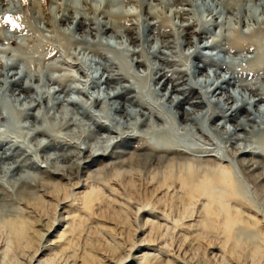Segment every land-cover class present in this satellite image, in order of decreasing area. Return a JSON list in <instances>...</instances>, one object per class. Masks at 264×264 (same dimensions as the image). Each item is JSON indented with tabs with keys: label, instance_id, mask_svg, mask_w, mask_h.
<instances>
[{
	"label": "bare ground",
	"instance_id": "1",
	"mask_svg": "<svg viewBox=\"0 0 264 264\" xmlns=\"http://www.w3.org/2000/svg\"><path fill=\"white\" fill-rule=\"evenodd\" d=\"M228 2L229 7L234 3V10L248 8L243 0H227ZM207 3L205 1V4ZM209 13L213 15L212 18L216 16V13L211 11ZM39 14L40 12L37 17L45 20L42 21L45 25L46 20H49L50 28H55L57 22L69 21L73 18L72 27L65 30L55 28L57 31L54 29L55 35L52 38L58 41L64 53L68 51V56H72L70 59L72 65L69 66L76 68V72L80 73L81 77L74 75L76 73L73 74L70 68L64 70L56 63L37 66L44 68L39 72L33 70L28 65V61L33 62L32 51L24 50L25 44L22 42L19 48L13 50L15 53L10 64L0 68V124L2 123L0 145H8L10 151L7 155H3L5 152L0 153V211L5 215H15L20 210V215H23L24 208L22 210L19 205L36 209L41 207L44 204L43 196L39 200L37 194H50L56 197L64 188L61 189V182L52 180L59 178L71 182L79 179L85 165L92 163L100 165V168L90 177L97 179L96 175L106 172L99 178L106 181L111 179L113 174L110 172L115 168L138 167L137 169H144L145 174L150 168L154 170L163 168L165 173L161 172L162 179H157L162 181L158 189L173 182L175 188L178 185L183 191L181 200L185 205L194 201L196 197L206 198L208 202L205 209L208 214L204 225L206 233L222 230L226 235L225 242L231 239L233 243H247V240L252 239H246L251 233L248 230L246 232L244 223L242 224L244 228L240 229L239 226L237 229L241 231L235 235L234 228L237 227V222L244 220L237 211H232L230 209L232 207H229L225 201L229 199L239 201L238 198H241L242 201L244 200L242 205H245L246 210L249 208L256 215L259 212L264 215V108L257 107L258 102L264 101L263 27L258 26L253 30L243 31L244 33H239L240 30L236 32L238 37L235 35V38L229 41L228 49L233 47L234 51H251L253 55L248 57L242 55L229 62L224 60L220 62L222 60H218L219 58L208 56L203 65H192L189 63L191 52L185 54L186 52L182 53L180 50L182 45L192 44L191 34L196 30L192 32L185 26L177 32V35L169 32L173 43L164 39L160 44L146 51L145 45L151 40L148 33L144 34L134 26L131 30L128 29L130 26L125 30L124 27L121 29L120 24L125 22L124 17L116 16V13L111 14L113 22L109 19L112 25L98 21L94 26L89 25L90 23L87 25L83 18L77 19L76 16L65 12V9L59 14L54 13V16L49 13L48 17H42V14L41 16ZM25 18L29 19L30 25L37 33L44 34L33 17ZM206 21L201 20L198 24L197 41L205 38L208 33L209 24L205 26ZM213 22H215L214 18ZM86 26L90 36H96L97 39H94L97 46H89L87 42L82 46L84 37H76V33L83 31ZM112 29H115V32ZM120 29L125 32L123 36L126 40L135 46L134 50L113 45L107 39L104 41L100 38L101 34L112 32L109 36L111 34L114 37L112 39L116 36L120 40ZM180 37L183 41L179 40ZM15 42L18 44L17 41ZM71 47L75 49L79 47L80 50L78 49V53L76 50L72 52ZM212 47L218 49L216 40L200 45V48ZM105 48L110 53L113 51L114 58L112 57L110 64L116 69L115 71L104 69V73L108 74L101 78L103 73L98 71V67L104 68L103 64L96 61L95 57H91L90 53L106 56ZM86 50L89 52L86 53ZM172 52L173 57L169 54ZM148 55L154 60L155 58L161 60L163 66L157 63L158 59L151 62ZM63 58L61 55L59 61ZM21 59L25 64L21 63ZM106 63L109 62H105V66ZM170 63V66H179L180 75L177 79H173V72L178 76L179 71H173V67L166 70L168 66L165 65ZM20 64L22 68L19 67ZM207 64L216 67L212 74L204 73ZM140 67L141 69H138ZM50 69L56 70L57 73L50 75L48 72ZM218 70L225 72V75H221ZM197 73H201L202 78L197 79L195 77ZM115 75L123 82L118 83L119 79ZM239 77L250 80H241ZM238 78L240 82H237ZM163 79L165 81L162 83ZM24 80H26L25 84L22 83ZM173 80L171 89L166 90L168 82ZM75 82L78 83L74 84ZM231 87L233 91H230ZM125 90L129 91V96L124 95ZM71 93L80 94L83 98L81 96L70 98ZM191 93L196 96V100H190ZM184 103H189L190 107L184 109L182 107ZM68 104L74 109H68L66 107ZM174 108L180 111L176 112ZM100 131L104 133L97 135ZM194 133L201 134L203 140L196 141ZM130 140H135L138 145H130L127 148L126 144ZM121 144L129 150H116L115 148ZM51 149L52 152L47 153V150L51 151ZM172 153L179 159L177 160L176 157L172 160L173 157H169L172 161L168 162L165 155ZM124 155L128 156L120 159ZM105 157L117 160L113 163L99 162ZM206 157L212 159L205 160ZM217 162H227L231 166L228 167L227 164L225 167L220 166ZM28 169L39 171L40 174L30 172ZM121 172L117 175L120 178L125 177ZM134 176L137 178V175ZM127 177L129 178L130 175ZM155 178L154 176L153 180ZM35 200L38 202L36 203ZM220 212L223 216V220L220 218L223 221L221 225V220H217ZM16 222L11 225L16 227ZM25 222L24 225L27 224ZM253 224L255 225V222ZM15 231L20 232V229ZM22 231L21 229V233Z\"/></svg>",
	"mask_w": 264,
	"mask_h": 264
},
{
	"label": "rangeland",
	"instance_id": "2",
	"mask_svg": "<svg viewBox=\"0 0 264 264\" xmlns=\"http://www.w3.org/2000/svg\"><path fill=\"white\" fill-rule=\"evenodd\" d=\"M205 1L208 3L205 4ZM248 1L245 2L243 0L248 6L247 10L238 8L234 10V3L229 7L227 0H204L205 5L202 4L203 0H0V35L4 36L3 39H1L2 36L0 38V68L10 64L13 60L12 56L15 53L13 50L19 48L20 42H22L25 44L24 50L32 51L33 62L28 61V65L33 70L39 72L44 70V68L37 66L56 63L63 67L62 69L64 70L70 68L73 74L76 73L74 75L78 78L81 77L80 73L76 72V68L69 66L72 65L70 64L72 56H68V51L64 53V50L57 43L58 41L52 38L57 28L65 30L68 27H72L73 18L69 21L57 22L55 29L54 27L50 28L51 24L49 20H46L45 25L42 22L45 20H40L37 17L39 12L40 16L42 14V17H48L50 14L52 16H54V13L59 14L63 9H65V12L67 11V13L74 15V17L76 16L77 19L83 18L85 23L87 25L90 23L89 25L91 26H94L95 23L98 24V21L99 23L101 21L113 22L114 19L111 14L114 13H116V16H123L124 18H122L125 22H121V29L124 27L125 30L126 27L130 26L128 28L130 30L135 27V29L144 34L148 33L151 40L145 45L144 49L146 51L160 44L164 39L173 43V38L169 36V32L177 35V32L185 27L186 29L190 28L192 32L196 30L191 34L192 44L182 45L180 50L182 53L186 52L185 54L192 53L189 56V63L192 65H203L208 56H214L216 59L219 58L218 60H222L220 62H229L232 59L240 58L242 55L248 57L253 55L251 51H234L233 47L232 49H228L230 45L229 41L233 40L240 30L239 33L253 30L260 26L263 27L262 33H264V0ZM111 2L116 6H111ZM209 10L212 13H216V16L213 17L215 22H213V15L209 13ZM123 12L125 13L122 14ZM235 14L237 15L235 16ZM26 16L29 18L33 17L34 22L39 27L41 26L40 29L42 28L41 30L44 34L37 33L36 29L30 25L29 19L25 18ZM35 16L37 18H34ZM201 20H207L205 26L209 24L207 28L208 33L205 38L197 41L196 33ZM209 21L212 22L210 23ZM109 25H112V23H109ZM200 28L202 29L201 26ZM87 29L86 26L84 27L85 31L80 30L81 32H77L76 37H84L85 40L82 46H85L86 42L89 46H97V42H95L96 36H90ZM121 29L119 32L121 35V38L119 37L120 40L116 36L115 39H112L114 37L111 34L109 36V33L112 32L106 33V35L101 34L100 38L104 41L108 40L113 45L117 44L116 46L134 50L135 46L126 40L125 36H123L125 32ZM112 31L115 32V29H112ZM136 33L134 35H137ZM231 35L233 36L231 37ZM46 36L47 38H51L47 39ZM4 38H7V40ZM179 40H182V38L180 37ZM212 40H216L219 46L218 49L217 47L200 48V45L210 43ZM35 49H38V51ZM78 49L80 50L79 47H76V49L74 47L70 48L72 52L76 50V53L79 52ZM108 51L106 49L105 53L103 52L108 56L99 55L100 57L90 53L91 57H95L96 61L98 60L100 64H103L104 68L102 69L97 66L98 71L103 73L101 78L106 77L108 74L104 73V69H113L114 71L116 69L110 64V60L114 56L113 51L111 53ZM88 52L86 50V53ZM169 54L173 57V52ZM61 55L65 60L59 61ZM174 57L176 58V54H174ZM148 58L153 62L154 59L149 55ZM155 59L157 60L158 58ZM158 60L157 63L163 66V62L161 60L158 62ZM105 62H109L106 63L107 66H105ZM213 62L217 61L213 60ZM21 63L25 64L22 59ZM171 63L175 64L176 62ZM171 63L168 65L164 64L169 67L166 70H170L173 67L170 66ZM19 67L22 68V65L20 64ZM215 68V66L207 64L205 65L204 73L212 74ZM138 69H141V67ZM172 69L173 71L180 70L179 66ZM218 71L221 75H225V72H222V70ZM48 72H50V75L57 73L56 70L52 69ZM177 75L175 76V72H173V79L179 77L180 71ZM201 75V73H197L195 77L199 79L202 78L200 77ZM239 78L237 82H240ZM117 79L121 80L120 78ZM240 79L245 81L250 80V78ZM119 80L118 83L123 82ZM164 81L165 79L162 80V83ZM25 82L26 80L22 83L25 84ZM173 82L174 80L168 82L166 90L168 88L171 89ZM77 83L75 82L74 84ZM162 83H160V86ZM53 86L57 87V85ZM166 90L164 91L166 92ZM230 91H233V87L230 88ZM192 94L189 97L191 101H194L196 100V96ZM124 95L129 96V91L125 90ZM178 95L182 96L179 93ZM69 96L70 98H80V96L83 98L82 95L74 93L69 94ZM66 107L68 109L73 108L70 104ZM182 107L187 109L190 105L189 103H184ZM257 107L263 109L264 101L258 102ZM174 111L177 112L180 109L174 108ZM102 133L104 132L100 131L97 135ZM194 134L197 138H195L196 141L201 142L203 140L201 134ZM97 135L95 134V136ZM39 138L41 139L42 137ZM129 142L126 144V146L128 145L127 148L130 145H138L135 140H130ZM122 145H118L119 147L117 146L118 148L115 149L129 150ZM8 147V145H0V153L3 154L5 152L3 155H7L10 152ZM47 151V153H51L52 149L51 151ZM127 156L124 155L120 159H125ZM165 157H167L166 160L168 162L171 159L175 160L176 157L177 160L179 159L173 153L167 154ZM169 157L173 158L169 159ZM209 158L212 159V157H206L205 160H209ZM116 160V158L105 157L100 159L99 162L113 163ZM217 163L224 167L227 165L228 167L231 166L227 162H221L223 164ZM99 168L100 165L94 163L85 165L80 178L71 182L59 178L52 180L61 182L60 187L61 189L64 187L65 191L63 189L60 190L62 192L59 193V198L50 194H37L39 200L43 196L44 201H42L44 204L42 206L44 208L41 206L42 208L38 207L36 209L34 207L19 205V208L21 206V209L23 210L24 208L25 210H21L22 214L24 212L23 215H20V210L15 215L9 213V215H5L0 211V264H264V215L261 212H259L260 215H256L249 208L246 210L245 205H242L244 200L242 201L241 198H238L241 203L234 199L232 201L230 199L226 200L225 203L229 207H232L230 208L232 211H237L243 220L247 222H237V227L234 228L235 235L241 231L238 230L239 226L242 229L244 228L243 225H246V232L248 230L251 233L249 234L250 236H246V239H252L247 240V243H233L231 239L225 242L226 235L223 234L222 230H218L219 233L205 232V218L208 216L205 211L208 205L205 197H198V199L196 197L194 201H190L185 205L181 200L184 193L178 185L175 188L173 182H169L164 185L165 187H160V190L157 188L162 184V181H157V179H162L163 175L161 172L165 173V169L156 168L154 170V168H150L146 171V175L144 169L127 166L119 169L115 168L116 170L112 169L110 173L113 175L107 181L99 179L106 172L96 175L97 179H92L90 176H94V172ZM28 170L40 174L39 171ZM119 172L124 173L125 177L120 178L117 175ZM126 174L127 176L130 175L131 178L129 177V179ZM134 174L137 175V178ZM157 174H160L159 177ZM154 176L156 178L153 180ZM78 182L79 184L77 185ZM62 184L65 185L63 186ZM35 202L37 203L38 201L35 200ZM220 218H223L221 212L217 220ZM222 220L220 221V225L223 223ZM14 221H18L19 225L16 222V227H13L11 224H15ZM25 221L27 224L24 225ZM22 222L23 224H21ZM253 222H255L256 226ZM17 226H21L24 229ZM12 228L20 229V232ZM21 229L23 230L22 233Z\"/></svg>",
	"mask_w": 264,
	"mask_h": 264
}]
</instances>
